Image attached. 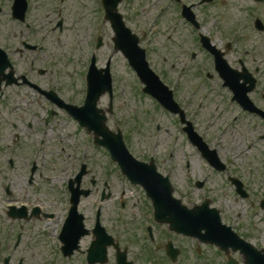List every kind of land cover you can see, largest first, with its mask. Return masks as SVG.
<instances>
[{
  "label": "flooded vegetation",
  "instance_id": "obj_1",
  "mask_svg": "<svg viewBox=\"0 0 264 264\" xmlns=\"http://www.w3.org/2000/svg\"><path fill=\"white\" fill-rule=\"evenodd\" d=\"M7 1L0 0V14H4L6 10L8 12L11 11L14 0ZM243 1L247 4L241 5L237 3L240 5H237V9L240 10V20L238 22L240 25L231 32L224 30L222 27H218L219 32H213L210 29L207 18L199 15V8L208 7L209 4L203 3V0L188 3V5L193 6L192 10L195 13V18L198 19L199 25L196 26L185 22L187 29L194 32V36L191 49L185 50L184 55L186 54L185 56L188 58L189 52H191L189 65L200 56L202 66L198 67V71L202 75L189 91H186V89L179 91L180 87L178 85L174 90L179 104L185 109V119L195 126L199 122V113L196 107L202 109L206 105L208 109L212 110L211 112L219 114L218 118L221 123L222 121L224 123L222 125L223 133L220 136L222 140L245 143L257 141L261 143L264 142V0ZM222 6L223 8L226 7L225 1L222 2ZM242 8L246 10L242 11ZM23 25V27L20 25L21 28L17 30L18 33L13 35V40L8 38L10 43L6 45L0 44L10 55L15 70L14 77L19 79L18 83L12 86H6L7 82H3L2 90L0 91V171H2V174H4V158L7 157L9 159L10 170L14 171L23 145L31 143L33 138L34 140L38 139V134H45V128L50 130L53 122L52 118L57 123V118L59 119L60 114L65 117L67 123V126L63 128L62 140L60 139L61 142L66 143V146L61 148L62 153H67L70 158H72V153H74L76 154L74 157L79 159L81 150L77 153L78 148L69 144L72 140L88 138L90 145H94V133L90 134L86 129L80 127L65 109L51 103L46 95L34 86H39L43 90H52L49 85L42 87L43 83L38 79V77H43L46 73H49L46 69L42 71L41 68H37L38 62L45 61L44 58L38 57L37 53L43 51V44L47 39H42L38 43V34L32 29V25L26 22ZM229 25H232V23L230 22ZM0 32H4L2 34H5V36L10 35L1 29ZM179 36L176 38L175 47L181 48L182 42ZM202 36L208 37L212 45L221 51L227 65L232 69L231 75L221 78L216 70L213 56L201 46L200 37ZM219 36H222L221 43L217 41ZM183 43L186 44L184 40ZM179 52L182 55V49ZM180 55L177 54L179 63ZM22 76L26 77L29 81L28 84L24 83ZM180 76V80H183L184 74ZM192 76L196 80L194 77L196 74H192ZM1 78L3 81L14 79L10 76L4 80L5 74ZM208 82L213 85L209 86ZM31 92L42 96L51 105L48 108L43 105L40 106L45 109V112L44 117L38 121L36 126H34L30 118L40 119L39 113L30 109L31 107H22L19 104L21 94H23L22 99L26 100ZM118 111L114 108V113L111 116L115 118ZM166 115L168 116V114ZM173 119L175 120L178 133L180 132L187 139V135L184 133L185 130L181 126V116H175ZM120 121L125 125V123L130 122V119L124 117ZM41 122L42 125H39ZM71 127H74L72 131ZM5 143L6 146L4 145ZM43 143H46V139H43ZM249 147L247 151H240L239 153L217 152V157L220 160L217 166H212L201 152L183 153L182 156L181 153H178L177 156L179 158H173L172 155L165 161H161L159 158L154 159L158 171L162 175L170 177L174 198L181 205L188 208L184 211V215L187 217L191 216L189 212L196 206L207 204L211 208L218 209L217 203L221 206L220 200L224 202L228 192L233 193L234 198L248 202L251 211L257 209L262 211L264 209V195L251 184V178L249 177V175L253 176L255 173L260 172L261 167L259 163H255L256 161L251 162L249 157H247L253 150ZM57 154L54 151L51 152V155ZM43 156L45 158V155ZM84 158L85 156L83 155L82 159L78 161L79 163L73 166L70 172L71 176L67 177V181H65L67 193L71 178L81 171L83 165H86L87 174L82 179L81 187L91 191L89 197L96 196L98 199L94 205H90L86 209H84L83 201L79 207V211L86 216L84 223L90 233L78 242L70 257L64 255V244L60 238L64 221L69 212L70 194H67L63 202L64 209L62 211L58 210V208L57 210L55 209L58 206L57 202L51 203L50 206L34 204L31 208L26 204H20V206L25 208V217L30 218L26 222L44 218L54 224L51 231L53 236H49L50 239L54 240V244L49 248V251L53 252L52 255L59 258V262L55 260L56 262L51 261V264H68L75 257H81L83 259L82 264H90L88 254L92 243L97 239L95 230L100 228V222L108 233L105 245L108 246L109 260L106 264H116L117 247L126 251L128 262L133 264H264V237L254 235L253 232L251 235H246L239 226H233L225 220L222 209L219 210L224 223L230 225L239 234L238 236L250 245L249 247L239 242H228L227 244H230L229 248H222L206 241L202 242L197 236H186L172 231L169 225L155 220L152 201L147 197L143 188L134 186L129 182L127 183L126 179L121 184L120 200L111 202L109 209L110 221L106 224L103 219L104 209L102 204L109 203L117 198L114 197L117 193L112 183L116 175H120V171L116 164H112L113 168L109 170L112 182L104 181L100 183L92 173V163H88L85 160L82 161ZM257 159H259L258 154L252 160ZM140 160L144 162L150 161V159L149 161L146 160V157L140 158ZM168 160L171 161L169 163L170 166L164 169L161 165H165ZM196 163H198L200 171L204 170L203 174L199 173V176L194 180L189 179L186 172L191 173L192 166ZM33 166H35V170L32 169ZM38 170L37 161H33V165L29 173H27L26 183L28 186L36 184L37 175L40 177ZM218 178L221 179V184L223 185L222 191L210 190L208 184ZM11 187L12 185H9L7 189L9 195L11 194ZM131 188L141 195V197H134L137 200H132V206L122 199L127 195V190ZM107 195L110 199L105 202L102 199ZM228 198L230 203L232 196H228ZM14 200L11 199L10 201L13 202ZM141 206H145L143 214ZM91 209H93L94 218L90 220L92 224L89 225L88 213ZM128 212L131 214L135 213L145 219L140 228L143 234L136 235L134 239L129 238L128 241H126V238L121 241L122 235L123 237L126 235L123 229L128 227V222L123 219ZM6 215L8 217V212ZM33 236L7 235L5 240L8 242L2 243L0 253L9 252L12 256L20 254L24 264H27V262L28 264H34V258L30 256ZM124 240L128 246L122 245ZM86 241L88 243L85 245ZM13 262L14 260H12ZM19 262L20 259L13 264H19Z\"/></svg>",
  "mask_w": 264,
  "mask_h": 264
},
{
  "label": "rangeland",
  "instance_id": "obj_2",
  "mask_svg": "<svg viewBox=\"0 0 264 264\" xmlns=\"http://www.w3.org/2000/svg\"><path fill=\"white\" fill-rule=\"evenodd\" d=\"M3 1L6 2L7 0ZM28 1L29 7H31L28 21L37 28L44 31V29L49 27L51 31L56 22L58 23L62 20L65 22L64 32L53 31L44 44L45 52L40 54L45 59V61L40 63L48 67L46 69L49 72L43 77H38L43 83L42 87L49 85V88L60 91L67 100L83 104L86 95V73L93 53H96L99 60L98 64L101 67L105 66L108 59L114 55L112 42L114 34L110 24L102 18L103 8L101 0ZM185 1L195 2L198 0ZM223 1L226 2L225 8L222 6ZM237 3L241 5L247 4L243 0H217L216 3H212L208 7H200L199 15L207 18L208 25L213 32H219L218 27L231 32L240 25L238 23L240 20V10L237 9V5H239ZM162 7L165 12L163 16H160ZM178 9L169 0H124V3L120 5V12L125 16L128 25L137 30V34L142 38L143 45L148 46L150 53L149 61L154 70L159 74H163L165 80L170 84L174 82L178 72L185 73L182 77L183 80L179 84V91H182V89L189 91L202 75L198 71V67L202 66L200 56L189 65L190 54L188 58H186V54L184 55L185 50L191 49L194 32L187 29L183 20H179L175 26L178 28L177 34L173 35L171 31L165 34L166 36L173 35L175 37L180 35L181 48L175 47L166 37L158 33V31H161V33L166 32L161 27L163 23L168 24L170 21L178 18ZM58 10H60V13ZM243 10L246 9L242 8ZM230 22L232 25H229ZM20 28L19 23L14 21L8 11L0 14V29L12 35L5 36V34H2L4 32H0V43L3 45L10 43L9 39L13 40V35L18 33L17 30ZM99 36L103 38L104 45L96 51V42ZM183 40L186 44L183 43ZM217 41L221 43L222 36L217 37ZM180 49H182V55H180V52L178 53ZM177 54L180 55V63L178 62ZM184 60L185 62L183 63ZM111 67L114 78L116 107H118L119 111L115 118L110 119L108 125L112 129H115L116 123L120 122L124 117L130 119V122L123 125V128L132 153L138 157L143 155H154L159 159L162 157L161 161H165L172 155L173 158H179L177 156L178 153H181V156L183 153H196L197 151L188 143L185 137L180 132L178 133L175 120L163 113L153 99L142 93L143 85L139 82L121 54L113 56ZM192 74H196L194 76L196 80H194ZM208 85L212 86L213 84L208 82ZM22 96L23 94H21V99H19L20 106L31 107L30 109L39 113L40 119L30 118L34 126H36L38 121L44 117L45 109L40 106L43 105L45 108H48L51 105L35 92H31L26 100H23ZM108 104V96L102 97L99 106L105 109L108 107ZM196 109H198L199 113L198 131L220 153H239L240 151H247L249 146L250 149H253L247 157H249L251 162L256 161L255 163H259L261 169L260 172L255 173L253 176L249 175L251 178L250 182L264 195V142L224 141L220 138L223 133L222 125L224 123L223 121L221 123L218 118L219 114L211 112L212 110L208 109L206 105L202 109L198 107ZM52 121L50 130L45 128V134H38V139L34 140L33 138L31 143L23 145L14 171L10 170L9 159L7 157L3 160L4 174L0 171V241L2 240L0 242V252L2 243L8 242L5 240L7 235H17L18 233L34 235L32 237V250L30 254L34 258V264H51V261L56 262L55 260L59 262V258L52 255L53 252L49 251V248L54 244V240L49 238L50 235L53 236L51 231L54 224L44 218L29 222L9 219L6 215L8 206L26 204L31 208L34 204L50 206L51 203L57 202L58 206L55 209L57 210L58 208V210L62 211L64 209L63 202L68 194L65 181H67V177L71 176L70 172L73 166L79 163L78 161L82 159L83 155L85 158L82 161L85 160L88 163H92V173L100 183L104 181L108 183L112 182L111 173L109 172L111 163L106 151L93 145L91 146L88 138L84 140H72L69 144L78 148L77 153L81 150V155L78 159V157H74L76 154L72 153L73 156L70 158L67 153H62L61 149L63 146H66V143L61 142L63 128L67 126L65 117L60 114L59 119L57 118V123L54 122L53 118ZM158 124L162 125L160 130L157 129ZM39 125H42V122ZM73 129L74 127H71V131ZM43 139H46L45 144L43 143ZM4 145L6 146V143ZM52 151L58 154L51 155ZM257 154L259 155V159L252 160ZM43 155H45V158ZM33 161H37L40 177L37 175V181L34 186H28L26 178ZM169 163L170 160L161 166L165 169L169 167ZM198 167L199 165L196 163L192 166L191 173L186 172L189 179L194 180L199 176V173L203 174L204 170L200 171ZM246 178L248 179L247 176ZM175 180L177 181V179ZM122 183H124V180L117 174L112 183L117 193L114 197L117 198L103 204V219L106 224L110 221L109 209L111 202L119 201L121 198ZM9 185H12L10 195L7 190ZM208 187L212 191L219 190L221 192L223 189L221 179L213 180L208 184ZM126 194L122 199L126 200L130 206H132V200H137L134 197H141L135 190L128 189ZM228 196H232L230 203ZM228 196L224 202L222 200H220L221 202L219 201L221 206L217 203L218 208L224 212L225 220L233 226H239L241 231L246 235H251L253 232L254 235L264 237V210L257 209L251 211L248 202L234 198L233 193L230 192H228ZM11 199L15 200L12 202L10 201ZM97 199L96 196H92L83 200L84 209L90 205H94ZM93 209L89 210L88 213L89 225L92 224L90 220L94 218V214H92ZM144 211L145 206H141L142 214ZM238 217L240 218L238 219ZM123 219L128 222V227L126 229L124 227L123 230L126 235H124L125 237L122 235L121 241L124 238L128 241L129 238L134 239L136 235L143 234L140 228L144 223V218L139 217L135 213L131 214L128 212ZM126 241L124 240V244L122 245L128 246V244H125ZM87 243L88 241L85 242V245ZM6 254H9V252L4 255L0 253V264L3 263V258L7 256ZM82 260L81 257H75L68 264H82ZM14 262H17V255L14 257Z\"/></svg>",
  "mask_w": 264,
  "mask_h": 264
},
{
  "label": "water",
  "instance_id": "obj_3",
  "mask_svg": "<svg viewBox=\"0 0 264 264\" xmlns=\"http://www.w3.org/2000/svg\"><path fill=\"white\" fill-rule=\"evenodd\" d=\"M122 0H104V6L107 12V19L111 21L113 28L116 32V38L114 39L116 44V50L122 51L126 57L129 58L131 64L138 72V75L141 81L146 84L144 91L151 94L155 97L165 108L176 113L178 111V105L172 100V93L168 91L166 87L160 82L159 78L149 69L146 61L144 60V52L138 48V39L131 34V32L126 29L123 22L122 16L117 13L118 4ZM26 7L23 11H18L21 14V17L24 18ZM101 45V44H100ZM100 45L98 47H100ZM0 59L7 60L6 54L0 51ZM93 65L88 75V96L86 104L82 108H77L73 106L65 105L61 100L58 99L57 95L51 94L53 97H57L56 100L60 102L65 107H68L70 113L80 121V123L91 129H95L98 136H101L102 139L97 142L106 147L114 160H118L122 167L123 172L128 176V178L134 184H141L146 187L150 196L156 201V209H158L159 214L167 216V212L173 209V206L166 204L165 202L161 203V195L165 199L172 198V189L168 179L158 178L156 173V168L154 165L144 166L141 163L137 162L129 153L128 149L125 146L123 141L122 133L118 134L112 133L106 127V117H99V121L96 120L95 116L98 117L99 110L97 109V103L100 97L109 92L112 94V77L110 74V68L108 67L105 70L98 71ZM8 65H6L7 68ZM100 113H102L100 111ZM95 115V116H94ZM98 119V118H97ZM191 140L198 146V148L208 157L210 150L203 141L198 138L197 134H194L192 128H190ZM197 135V136H196ZM85 172H82L76 179L78 183V188L80 186V180ZM160 183H163L165 189H157L156 185L160 186ZM73 191L71 189L72 196V212L70 218L67 222V226L64 229V241L67 243L69 249L76 248L79 238L86 234L87 232H82L81 234L78 231L79 226H81L83 216L73 218L78 214L77 206L80 200V196L85 192L79 191V189ZM160 194V195H159ZM88 195V192L85 193ZM15 217H22L19 212L15 213L14 208L10 213ZM193 215V229H185L186 232L195 231L197 236H202V230H205V234L202 236L203 240L213 244H217L221 247H226L225 241L227 236L224 235H236L232 232L231 228H225L221 225L219 214L215 210H209L204 208H199L192 212ZM173 220V219H171ZM173 224V223H172ZM189 228V225L186 226ZM106 261V249L104 238L98 236L97 240L93 243L92 248L89 254V262H105ZM119 264H127L126 258H120Z\"/></svg>",
  "mask_w": 264,
  "mask_h": 264
}]
</instances>
